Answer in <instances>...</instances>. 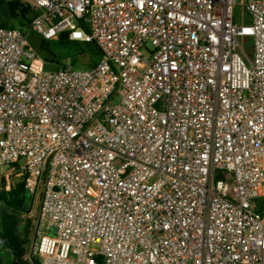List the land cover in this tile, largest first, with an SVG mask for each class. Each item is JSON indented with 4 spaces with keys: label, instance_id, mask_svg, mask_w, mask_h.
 Listing matches in <instances>:
<instances>
[{
    "label": "built area",
    "instance_id": "1",
    "mask_svg": "<svg viewBox=\"0 0 264 264\" xmlns=\"http://www.w3.org/2000/svg\"><path fill=\"white\" fill-rule=\"evenodd\" d=\"M31 2L43 41L101 52L46 73L0 29V183L41 195L35 263L264 264V0Z\"/></svg>",
    "mask_w": 264,
    "mask_h": 264
},
{
    "label": "trees",
    "instance_id": "2",
    "mask_svg": "<svg viewBox=\"0 0 264 264\" xmlns=\"http://www.w3.org/2000/svg\"><path fill=\"white\" fill-rule=\"evenodd\" d=\"M0 0V29L3 30H31V24L39 16V12L32 4L23 3L20 0ZM68 33L58 36L56 41L45 42L41 39L40 51L52 58L54 64L56 57L51 52L53 47L73 49L78 59L88 62V70H93L101 57V52L95 43L78 44L68 40ZM49 60V59H48ZM76 69L75 64L67 65ZM24 190L22 184L6 190L5 182L0 183V264H36L32 258L34 245L36 244L37 217L29 220L33 207V201ZM41 195L38 196V207L41 204ZM2 209V211H1ZM38 225V226H37ZM25 229L24 236H16L20 228ZM97 264H103L98 258Z\"/></svg>",
    "mask_w": 264,
    "mask_h": 264
},
{
    "label": "rangeland",
    "instance_id": "3",
    "mask_svg": "<svg viewBox=\"0 0 264 264\" xmlns=\"http://www.w3.org/2000/svg\"><path fill=\"white\" fill-rule=\"evenodd\" d=\"M10 1L11 0H7L6 3H9ZM20 1H22L23 3L30 4L32 0H20ZM241 1L245 2L248 0H241ZM23 33L27 36L30 47L39 56L40 60L44 63V71L46 73H51V74L56 73L63 66L72 65V62L73 64H75L76 67V69H74L75 72L85 73L90 71L88 70L87 67L88 62L86 60L78 59V57H76V55L74 54L73 49H62V48L53 47L51 49V52L54 54L56 59L54 60L55 61L54 64H51L50 61H53V59L47 57V55L43 54L40 51L41 38L32 30L25 29L23 30ZM148 50L151 51L149 45H148ZM143 55L146 57L145 53H143ZM115 103L117 104L118 101H116ZM22 165L23 163L21 162L20 166ZM0 175L3 177H10L8 170L2 172L0 171ZM37 207H38V197L36 198V200L33 201V207L30 210L29 215H26L27 219L32 220L37 217V213H38ZM24 233H25V229L21 227L19 230V235L24 236ZM47 234L48 232L46 231L45 227H40V226L37 227V233H36L37 240H36V244L34 245V248L37 246L40 238Z\"/></svg>",
    "mask_w": 264,
    "mask_h": 264
},
{
    "label": "water",
    "instance_id": "4",
    "mask_svg": "<svg viewBox=\"0 0 264 264\" xmlns=\"http://www.w3.org/2000/svg\"><path fill=\"white\" fill-rule=\"evenodd\" d=\"M16 236H19V233H18V234H16Z\"/></svg>",
    "mask_w": 264,
    "mask_h": 264
}]
</instances>
